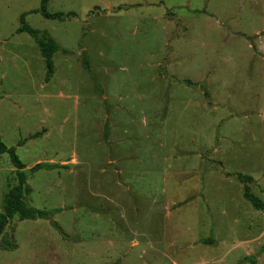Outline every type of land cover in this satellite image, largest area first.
<instances>
[{"label": "rangeland", "instance_id": "1", "mask_svg": "<svg viewBox=\"0 0 264 264\" xmlns=\"http://www.w3.org/2000/svg\"><path fill=\"white\" fill-rule=\"evenodd\" d=\"M41 2L0 0V140L53 166L24 201L54 215L16 217L0 264H264V0ZM17 186L0 155V214Z\"/></svg>", "mask_w": 264, "mask_h": 264}, {"label": "trees", "instance_id": "2", "mask_svg": "<svg viewBox=\"0 0 264 264\" xmlns=\"http://www.w3.org/2000/svg\"><path fill=\"white\" fill-rule=\"evenodd\" d=\"M52 0H42L41 8L39 11H32L31 13H40L43 17L48 20L63 21L64 18L75 17L74 14L64 15L61 13L50 14L47 11V7ZM30 13L21 15L20 22L22 23L21 28L17 33H25L32 37L39 47L42 58L45 61L47 74L45 82L50 83L55 75V64L54 56L60 51V48L56 41L49 36L47 33H42L39 30L33 29L26 24V17ZM86 66L89 68L90 64L87 62ZM34 136L33 138H36ZM24 143H20L18 147L23 146ZM9 155L10 163L16 170V176L18 180V186L12 189L5 198L4 211L0 214V243L3 250H15L17 245L14 244L12 239L8 238L6 230L10 223L18 217L20 221H38V220H49L54 215V212L38 210L32 207H28L25 203V196L29 193L27 186L28 174H34L42 169H51L53 166L38 164L30 170L26 171V166L22 163L17 155L16 148H8L2 140H0V155ZM243 183L246 184L252 182L251 178H242ZM244 198L250 203V205L259 212H264V202L256 197L248 184L245 185ZM56 225V223H54ZM57 226V225H56ZM212 240H206L205 243L213 244ZM256 264V263H254Z\"/></svg>", "mask_w": 264, "mask_h": 264}]
</instances>
